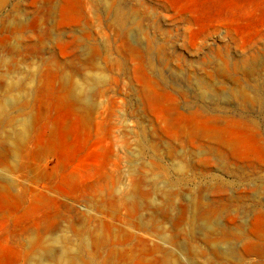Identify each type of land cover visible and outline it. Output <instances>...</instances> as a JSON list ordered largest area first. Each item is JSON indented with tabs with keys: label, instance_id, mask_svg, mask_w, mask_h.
I'll return each instance as SVG.
<instances>
[{
	"label": "rangeland",
	"instance_id": "obj_1",
	"mask_svg": "<svg viewBox=\"0 0 264 264\" xmlns=\"http://www.w3.org/2000/svg\"><path fill=\"white\" fill-rule=\"evenodd\" d=\"M61 235L80 264H264V0H0V264Z\"/></svg>",
	"mask_w": 264,
	"mask_h": 264
},
{
	"label": "bare ground",
	"instance_id": "obj_2",
	"mask_svg": "<svg viewBox=\"0 0 264 264\" xmlns=\"http://www.w3.org/2000/svg\"><path fill=\"white\" fill-rule=\"evenodd\" d=\"M92 78L90 80L92 81H97L99 79V75H92ZM101 78V76H100ZM88 80V79H87ZM83 86V83L81 84ZM90 89V88H89ZM82 90V89H80ZM84 90V89H83ZM77 91V90H76ZM75 91V92H76ZM82 92V91H81ZM75 94V93H74ZM85 94V93H84ZM240 95H242L241 97H245V94L243 95V93H239ZM77 95V94H76ZM77 97V96H76ZM79 98V97H78ZM80 100V99H79ZM85 100V99H84ZM88 100V99H87ZM81 101H82V97H81ZM88 102V101H87ZM92 102V101H91ZM90 104V103H89ZM3 107H5L3 105ZM1 107V108H3ZM3 113V112H2ZM23 120V119H22ZM27 122L26 121H22L20 124V127L18 128L16 132L17 136H22V134L26 131L27 129ZM14 136V134H13ZM11 138V137H10ZM16 138V136H15ZM217 139V138H216ZM221 139V138H220ZM219 140V138L217 139V141ZM224 140V139H223ZM222 140V142L218 141L219 143H222L224 145V141ZM227 143V148H232L230 147L231 143L228 140H225ZM226 144V143H225ZM225 146V145H224ZM222 167L226 168L227 165L226 164H222ZM177 171H179V173H182L185 169V166L183 164H179L177 166ZM135 187V186H134ZM136 193V192H135ZM131 197H135V194L131 193L130 194ZM198 203V202H197ZM196 208V207H195ZM198 208V205H197ZM195 212V211H194ZM200 217V216H199ZM197 213L193 214L191 216L190 219V228L192 231H194V228L197 225L202 226L203 228L205 227L206 229L210 228V226H208L206 223H203L199 221L198 223V218ZM69 237V236H68ZM167 239V237H166ZM172 237L170 238V241H172ZM51 243L55 244V247H48L47 249H45L42 253L36 255V257H34L32 264H80L78 262V251L77 250H73L69 245V240L66 236H57L54 237V239L51 240ZM75 249V248H74ZM254 249V252L258 255H261L263 253V248L260 247H254L252 248ZM185 250V249H184ZM186 251V250H185ZM172 258V257H171ZM176 259V258H175ZM175 259H173L170 263L171 264H176L178 262L175 261ZM169 260V259H168Z\"/></svg>",
	"mask_w": 264,
	"mask_h": 264
}]
</instances>
